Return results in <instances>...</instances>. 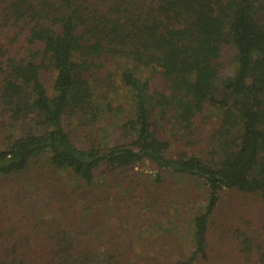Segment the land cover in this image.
Segmentation results:
<instances>
[{
  "label": "trees",
  "instance_id": "1",
  "mask_svg": "<svg viewBox=\"0 0 264 264\" xmlns=\"http://www.w3.org/2000/svg\"><path fill=\"white\" fill-rule=\"evenodd\" d=\"M225 48L234 57L226 76ZM153 74L164 91L152 88ZM117 90L130 110L122 121L106 102ZM101 122L103 132H118L111 147L98 138ZM160 128L190 150L168 157ZM42 160L71 174L79 197L97 173L143 165L154 168L156 182L162 172L201 180L206 197L190 221L193 251L173 264L208 263L221 193L264 196V0H0V177ZM23 184L30 202L0 221V264L117 263L99 242L81 238L91 227L88 206L80 208L86 230L76 234L59 217L25 213L43 206L38 193L46 188ZM263 212L258 230L235 232L232 264H264Z\"/></svg>",
  "mask_w": 264,
  "mask_h": 264
},
{
  "label": "rangeland",
  "instance_id": "2",
  "mask_svg": "<svg viewBox=\"0 0 264 264\" xmlns=\"http://www.w3.org/2000/svg\"><path fill=\"white\" fill-rule=\"evenodd\" d=\"M233 59V51L225 48L220 75L226 76L232 72ZM53 77L49 74L43 78L48 91L52 89ZM151 84L157 91L166 89L158 74L152 75ZM101 92L106 91L99 88L96 93ZM106 97V102L112 103L114 108L112 116L124 120L130 110L121 92H109ZM203 116L211 129L213 121L207 118V113ZM103 127L104 122H101L98 138L105 146L111 147L118 132H115V127L103 132ZM69 130L72 132V129ZM158 134L170 144L168 157L173 158L181 151L190 150L176 141L179 137L172 130L160 128ZM75 142L81 145V141ZM195 145L196 152L208 162L204 144L198 142ZM156 176L154 168L148 165L122 174L97 173L95 185L86 191L85 197H79L76 189L80 183L71 174L52 172L42 160L20 176L0 177V221L7 223L14 205L21 203L19 207H22L30 202L23 184L27 182L46 189L38 193L43 196L39 197L43 206H28L24 212H43L46 218L59 217L76 234H81V230L85 229V214L80 212V208L88 206L91 227L85 229L87 233L83 232L81 238L94 246L99 242L101 250L116 258L117 263L114 264H173L184 260L193 251L190 221L204 207L206 190L202 181L194 177L162 172L161 180L156 182ZM90 192L93 195L88 194ZM261 210H264V196L228 191L221 193L210 221L209 262L204 264H232L237 256L235 248L239 244L235 240V232L258 230ZM261 215L264 220V212ZM253 264L258 262L254 261Z\"/></svg>",
  "mask_w": 264,
  "mask_h": 264
}]
</instances>
